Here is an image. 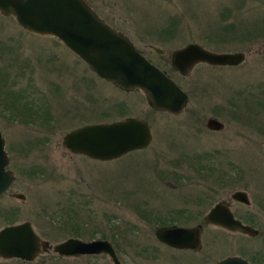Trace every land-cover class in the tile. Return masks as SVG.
<instances>
[{"label":"rangeland","instance_id":"1","mask_svg":"<svg viewBox=\"0 0 264 264\" xmlns=\"http://www.w3.org/2000/svg\"><path fill=\"white\" fill-rule=\"evenodd\" d=\"M86 2L174 80L186 104L178 114L152 110L141 92L99 79L56 38L30 33L0 14V132L14 175L0 193V228L28 221L52 244L105 239L120 264H214L245 253L242 245H228V234L204 226L197 249H172L153 230L195 227L213 203L241 190L248 205L232 202L231 208L254 215L249 223L258 234L240 243L261 246L250 257L264 261V0ZM187 43L241 51L244 59L236 66L198 63L182 76L169 56ZM126 117L148 124L146 147L103 161L63 146L62 136L74 128ZM210 117L220 130L206 127ZM208 240L209 263L203 255ZM0 264L112 263L104 254L50 253Z\"/></svg>","mask_w":264,"mask_h":264},{"label":"water","instance_id":"2","mask_svg":"<svg viewBox=\"0 0 264 264\" xmlns=\"http://www.w3.org/2000/svg\"><path fill=\"white\" fill-rule=\"evenodd\" d=\"M0 14L13 17L24 30L51 36L76 55L100 79L124 91L141 92L152 110L178 114L184 108L187 95L163 70L147 60L121 32L100 19L84 0H0ZM244 53L214 52L196 43H187L172 51L170 65L182 76H188L194 65L236 66ZM210 130L222 124L207 118ZM151 140L146 122L134 117L107 123L85 124L62 136L63 146L73 154L95 160H111L129 151L142 149ZM9 159L0 132V193L13 181L7 168ZM14 197L23 199L20 193ZM231 197L248 204L246 193L236 190ZM216 203L204 217L205 221L228 230L250 235L257 230L241 224L227 209ZM222 210V212H221ZM222 213L215 218V213ZM153 235L159 242L177 249L199 247V227L177 225L158 226ZM52 251L61 257L104 254L112 264H120L112 244L105 239L85 241L68 237L57 243L42 240L28 221L0 228V257L32 261L39 253ZM217 264H250L238 257H227Z\"/></svg>","mask_w":264,"mask_h":264},{"label":"flooded vegetation","instance_id":"3","mask_svg":"<svg viewBox=\"0 0 264 264\" xmlns=\"http://www.w3.org/2000/svg\"><path fill=\"white\" fill-rule=\"evenodd\" d=\"M85 2H86V0H84ZM86 4H88L87 2H86ZM88 6L90 7V5L88 4ZM91 8V7H90ZM92 9V8H91ZM93 10V9H92ZM98 16V15H97ZM99 17V16H98ZM100 18V17H99ZM102 19V18H101ZM103 20V19H102ZM104 21V20H103ZM105 22V21H104ZM106 23V22H105ZM114 29V28H113ZM114 30H116V29H114ZM116 31H118V32H121V31H119V30H116ZM153 29H151V35H153ZM123 35H125L123 32H121ZM142 34H147V35H149V33L148 32H141ZM126 36V35H125ZM127 37V36H126ZM128 38V37H127ZM129 39V38H128ZM130 40V39H129ZM130 42L132 43V41L130 40ZM132 45L134 46V44L132 43ZM135 47V46H134ZM136 48V47H135ZM137 49V48H136ZM147 60H149L139 49H137ZM152 50H153V52L156 54V55H162L163 54V52H162V49H159V48H156L155 46H152ZM172 53V52H171ZM171 53H170V56H171ZM170 56H169V64H170ZM150 61V60H149ZM157 111H159V110H157ZM182 111V110H181ZM166 112V111H165ZM167 113H169V112H167ZM171 114V113H170ZM220 130V129H219ZM214 131H218V130H214ZM234 191H232L230 194H229V200L228 199H225V198H221V199H219L218 201H216L215 203H213V205L211 206V207H209V209L205 212V214H203L202 215V217H201V224L199 223V224H196V226H198L199 227V239H200V231H202V229H203V227L204 226H208V227H216V228H218V229H220L221 231H223L222 233H223V235H226V234H228L229 235V237H225V239H226V243L228 244V245H231V246H234V247H240L241 245H242V248L244 249V251H245V253H243L242 255L241 254H227V255H224L223 257H221V258H218V259H216L215 260V263L214 264H217L220 260H222V259H224V258H227V257H238V258H240V259H242V260H244V261H246L247 263H250V264H264V261H261V260H258V259H253V258H251L250 257V255H251V253L253 252V251H256V250H260L262 247L261 246H257V247H255L254 245H251L250 244V242H248L247 241V239H246V241L244 242V244L243 243H240V239L241 238H245V237H255L257 234H258V230H257V232H256V234H253V235H250V234H248V233H244V232H240V231H238V230H235V231H233V230H228V229H226V228H224V227H222V226H219V225H216V224H213V223H211V222H208V221H205L204 220V217L207 215V213L209 212V210L216 204V203H218V202H220L222 205H221V209H227L229 212H230V214H231V216L234 218V219H236V220H238L241 224H243V225H246V226H250V227H252L251 226V224L249 223V221L250 220H252V219H254V215H252L251 213H249L247 210H244V209H241V207L240 206H238L235 210L234 209H232L231 208V203L232 202H235V203H238V204H242V205H244V206H247L248 204H245V203H243V202H241V201H238V200H236V199H234V198H232L231 197V194L233 193ZM243 192H245L246 193V198L248 199V195H247V192L246 191H243ZM248 201H249V199H248ZM221 212H222V210H221ZM223 213V212H222ZM222 213H220V212H218V213H215V215H214V217L215 218H219L220 217V215H222ZM253 228V227H252ZM209 229H211V228H207V229H205V230H209ZM214 229H212L211 231H213ZM238 235L235 239H234V237H233V235ZM214 236V234H209L208 235V238H211V237H213ZM241 237V238H240ZM207 238V239H208ZM42 240H44V239H42ZM232 241L231 243H229V241ZM242 240V239H241ZM242 241H244V240H242ZM50 243V242H49ZM225 242H224V240H223V243H222V246H225L226 247V244H224ZM208 244L209 245H211V242L208 240V242L206 243V248H205V251H204V256H205V254H206V256H205V260L204 261H208L207 263H209V261H211V257H210V253L209 252H211V251H209L210 249H209V246H208ZM221 244V243H220ZM220 244H219V246H220ZM172 249H175V248H173V247H171ZM238 249V248H237ZM212 250V249H211ZM54 254L55 256H58V257H61V256H59V255H57L56 253H54V252H52V251H43V252H41V253H39L38 255H40V254ZM232 253H234V252H232ZM212 254H214V253H212ZM216 254V253H215ZM37 255V256H38ZM36 256V257H37ZM117 256V255H116ZM36 257L32 260V261H34L35 259H36ZM118 258V257H117ZM8 259H10V258H2V257H0V260H8ZM13 259H16V258H13ZM19 260H21V259H19ZM119 260V259H118ZM22 261H26V260H22ZM32 261H26V262H32ZM120 262V261H119Z\"/></svg>","mask_w":264,"mask_h":264}]
</instances>
